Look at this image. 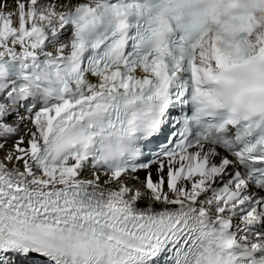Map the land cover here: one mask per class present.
<instances>
[{
    "label": "snow or ice",
    "instance_id": "snow-or-ice-1",
    "mask_svg": "<svg viewBox=\"0 0 264 264\" xmlns=\"http://www.w3.org/2000/svg\"><path fill=\"white\" fill-rule=\"evenodd\" d=\"M189 100L224 117L201 141ZM253 134L264 0H0V264H264V189L221 148Z\"/></svg>",
    "mask_w": 264,
    "mask_h": 264
},
{
    "label": "clouds",
    "instance_id": "clouds-1",
    "mask_svg": "<svg viewBox=\"0 0 264 264\" xmlns=\"http://www.w3.org/2000/svg\"><path fill=\"white\" fill-rule=\"evenodd\" d=\"M238 115L240 116V118H242L244 113L240 112ZM138 134L142 133L138 131L136 134L133 135L117 134L112 138L105 139L103 147L100 151V155L103 158L107 159L110 163H117L121 161L130 154V150L135 144L136 137ZM86 150H93L92 145L88 144Z\"/></svg>",
    "mask_w": 264,
    "mask_h": 264
},
{
    "label": "bare ground",
    "instance_id": "bare-ground-1",
    "mask_svg": "<svg viewBox=\"0 0 264 264\" xmlns=\"http://www.w3.org/2000/svg\"><path fill=\"white\" fill-rule=\"evenodd\" d=\"M4 2H8L9 4H12L13 0H4ZM213 155H214V153H213ZM221 166L223 167V162H221Z\"/></svg>",
    "mask_w": 264,
    "mask_h": 264
}]
</instances>
